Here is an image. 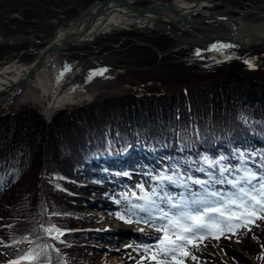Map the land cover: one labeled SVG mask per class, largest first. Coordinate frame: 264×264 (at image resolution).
I'll list each match as a JSON object with an SVG mask.
<instances>
[{
  "label": "trees",
  "instance_id": "obj_1",
  "mask_svg": "<svg viewBox=\"0 0 264 264\" xmlns=\"http://www.w3.org/2000/svg\"><path fill=\"white\" fill-rule=\"evenodd\" d=\"M231 86L210 85L146 95L147 101L130 94L95 99L71 111H57L50 122L30 106L1 112V262L17 259L43 243L59 249V254L51 253L52 264H95L101 258L104 251L92 243L97 234L91 230H70L61 237L64 243L48 239L41 230L52 224L64 232L66 228L82 227L83 220L76 216L80 202L76 192L82 188L74 182V175L95 152L104 158L128 154L130 149L148 155L157 150L158 156L167 161L162 169L143 164L168 173L186 158L198 162L205 156H224L228 158L226 162L236 166L238 154H246L254 147L256 156L246 157L258 165L264 156V83L246 80L232 89ZM231 151L237 153L232 155ZM249 166L255 167L251 163ZM36 169L46 170L37 181L31 177V170ZM40 180L45 185L43 192L39 190ZM67 219L73 222L66 224ZM257 234L258 239H263V234ZM247 238L243 242L249 250L252 243L258 244V240ZM29 240L33 243L29 244ZM75 242L78 244L73 245ZM231 252L238 255V264L243 262L238 258L241 253ZM255 258L253 264H264L258 254Z\"/></svg>",
  "mask_w": 264,
  "mask_h": 264
},
{
  "label": "rangeland",
  "instance_id": "obj_2",
  "mask_svg": "<svg viewBox=\"0 0 264 264\" xmlns=\"http://www.w3.org/2000/svg\"><path fill=\"white\" fill-rule=\"evenodd\" d=\"M95 1L0 0V65L11 62H30L35 55V51L43 46V41L55 29L67 28L70 24L65 23L66 21L69 22L68 20L76 17L83 9ZM132 1L140 6L151 3L150 0ZM261 1L264 0H212L207 1V3L215 2L219 4L220 8H216V4L212 5L211 8L224 11L227 10L226 8L233 7L240 10L242 7L251 4L257 5ZM261 7L258 8L259 11L263 9ZM259 16V14L249 15L248 19L254 20ZM260 19L264 20V16ZM255 21L260 20L256 19ZM168 26L171 28L170 30L167 29V26L164 27V30L162 27L161 30L154 26H144L141 28L133 25L125 28H111L107 32L96 36L92 41L90 40L80 45H72L61 51L59 58H64L65 62L67 61L71 65L86 67L88 73H94L102 69H107V71L104 72L105 75L101 77L94 76L91 79H89L90 74L84 73L85 80L88 82L89 80H93L95 82L92 87L95 88V93L85 98L82 95H79L77 98L74 97L72 102L70 101L56 107L53 114L59 110L71 111L74 108L87 104V102L106 97L112 99L130 94L133 98L142 97V100L147 101L144 99L146 95L172 94L179 90L192 91V89H201L204 86L221 85L220 80L224 79L227 82L223 84H227L229 87V85L233 86L235 84L236 81L234 80L240 74L246 76L244 77L245 81L242 83H245L246 80L264 83V66L256 71H251L250 65L245 61L246 58L243 60L239 58V53L246 54L249 52H244L237 48L229 52L226 51L224 54L209 52L207 53L209 54L208 57H212L208 59L206 58V52H200V55H197V50L190 47H180L171 50L172 47L177 45L178 39L184 42L185 37L195 40L202 31H207L205 34L220 32L222 35H227L228 28L226 25L222 24L221 26L220 24H216L214 26L207 24L203 27L194 26L190 27L192 31L177 24L170 23ZM14 34L29 35L35 42L25 37H16L7 41L2 40ZM175 34H179L178 37H175ZM212 38H201L195 45L200 44L202 41H212ZM249 49L263 51L264 45H252ZM168 50V53L159 55V52H166ZM227 56H233L238 59L234 60L235 62L229 63L227 62ZM233 63L234 65H238L240 74L238 71L227 73V70ZM221 70L225 74H220ZM239 78L241 79L242 77ZM48 80L45 72H40L29 80H26L9 104L0 105V113L15 111L22 106H30L36 108L39 113H42L41 116L45 122H48L49 116L45 113V107L50 94L46 95L43 93V89L38 86L40 83H48ZM232 86L230 89H232ZM129 100L132 99L130 98ZM249 122L253 124L254 119L250 117ZM134 153L135 156L138 154L137 151H134ZM231 153L236 154V152L232 151ZM249 153H251L250 155H254L253 149H250ZM122 159H126V157ZM187 161L188 159H185L182 165L187 164ZM135 162L140 164L138 160H135ZM44 163L45 160H43ZM131 165H133V162ZM199 166L200 163H196L195 167ZM78 170L81 171L80 168ZM139 170L143 176L149 173L143 166ZM45 171L44 169L39 170V172L37 169L31 170V177L37 181L43 177ZM74 177L75 181L79 180L83 183L82 192L75 191L76 195L80 198L76 216H79L83 220V225L80 228H66L65 233L76 229L91 230L98 233L99 239L93 240L92 243L98 244L99 247L106 245V250H104L105 254L101 252L102 256L101 258L98 257L95 264H138L143 255L142 247H139L138 241L134 240L133 237H129L128 233L121 234L117 230L118 227H122L123 229H130L132 227V224L122 222L116 215L118 212H123V205L116 203V201L120 200L123 194L131 193H120L117 191L119 189L115 188L117 193L106 189L107 192L101 194L99 190L102 188L100 189V187L94 185L93 180L86 181L80 178L79 175H74ZM134 177L136 179L139 178V176ZM143 180L145 187L148 186L151 189L154 184L152 180L149 181L145 178ZM64 181L67 182L68 179ZM44 186L40 180L39 190L43 192ZM193 191H199V186H193ZM176 192L172 191L173 194H176ZM41 198L43 199V196ZM41 203L45 205L44 200ZM98 218H102L100 222H96ZM71 222L73 221L67 219L66 224H70ZM258 224L259 227H254L251 232L239 235L238 237L233 236L231 239L221 238L219 241H206V246H202L201 250L195 253L198 257V262H191V264H238V261L228 251H238L239 254L241 253V256L238 258L241 261L243 260V262L239 264L255 263V254H258L259 257L264 255V221H259ZM153 228H151V233L154 239L158 233H155ZM255 232L263 234V239H258V234H255ZM247 237L258 240V244L252 243L250 245V250L246 242H243L248 239ZM237 239H241L242 242H237ZM80 241L82 242L83 240L80 239ZM77 244L78 242H75L73 245ZM12 259L15 260V258ZM262 262L264 263V260Z\"/></svg>",
  "mask_w": 264,
  "mask_h": 264
},
{
  "label": "snow or ice",
  "instance_id": "obj_3",
  "mask_svg": "<svg viewBox=\"0 0 264 264\" xmlns=\"http://www.w3.org/2000/svg\"><path fill=\"white\" fill-rule=\"evenodd\" d=\"M226 47L229 45H213L211 50ZM196 54L200 55L199 50ZM106 71H96L89 79ZM226 161L224 156L203 157L196 171L204 173L207 179L195 178L180 167H173L170 175L164 172L152 177L155 184L150 191L140 184L139 194L125 193L116 201L123 205V212L116 214L118 219L125 223L143 222L158 233L154 243L143 245L138 264L198 262L195 253L206 246V241L231 239L259 227L258 222L264 221V156L258 165L243 152L238 154L236 166ZM193 186H199V191H193ZM169 187L182 191L173 194ZM41 230L48 239L64 243L61 237L65 232L56 225L42 226ZM52 252L59 254V249L50 243L37 244L9 264H52ZM259 258L264 260V255Z\"/></svg>",
  "mask_w": 264,
  "mask_h": 264
},
{
  "label": "bare ground",
  "instance_id": "obj_4",
  "mask_svg": "<svg viewBox=\"0 0 264 264\" xmlns=\"http://www.w3.org/2000/svg\"><path fill=\"white\" fill-rule=\"evenodd\" d=\"M201 4H205L203 0H190L189 3L184 0H175L174 3H172L171 7L175 8L178 11L179 15H188L192 13V10L202 8ZM114 3L107 4L104 8L107 10H113V13L106 14L105 16L95 17L92 22L90 23L89 20H87L88 24V30L84 34L82 32L85 29V19L83 20H77L74 22H70V24L67 28H60L55 31V34L52 37V40L49 39V41L42 47L38 48L35 52L34 57L30 62L27 63H18V62H11L0 65V104H6L3 101L9 100V95L12 94V92L17 88L18 83L25 77L28 70L32 66V64L35 61V58H37L41 53H43L47 47H61L62 42L64 39L70 37V39L74 38L77 34H80L81 36L75 39L74 44L72 45H80L81 43L88 42L91 39H94L96 36L100 35L103 32H106L110 30L111 28H125L130 25L138 26V27H144V26H154L155 28L158 27L161 29V27L164 30V27L167 26V22L163 21H152L150 19H134L125 16L124 14L119 13V11L122 10L123 6H120V9L116 12V9L114 7ZM161 4L159 1H153V4L151 7H157ZM171 14V13H170ZM239 24L234 27V25L231 24L230 21L224 22V25L227 26L228 31L227 35L221 38H214L212 41H202L200 44H197L198 46H203L202 48H209L211 45L215 44L217 46L226 44L225 41L231 43L228 39L235 40L236 38L239 39V41L244 42L247 45H250L251 43L263 41L264 40V21L256 23L253 27L251 24H249L247 21L244 20V18H238ZM178 25H181L183 27H187L185 23H180ZM232 28L231 32L230 29ZM244 28V29H243ZM162 30V29H161ZM83 34V35H82ZM231 34V38L228 36ZM204 37H212L210 35L202 36L198 39V42L201 38ZM225 40V41H224ZM71 45V46H72ZM195 45V44H191ZM45 46V47H44ZM44 47V48H43ZM61 51H51L46 54L47 60L50 58V60L45 64L42 65L40 69H38L31 77L37 75L40 72H45L47 75L48 83L46 84H39L38 86L43 89V93L50 94L49 99L47 100V104L45 107V113L47 116H50L51 113L55 110L56 107L61 106L62 104H66L68 102H72L74 97H78L79 95H82L85 97H89V95L95 93V88H92L95 83L93 80H90L89 82L83 79V73H88L87 68L84 66H74L69 64L67 61L65 62L64 58H59V53ZM105 75V74H103ZM103 75H97L98 77H101ZM31 77L27 78L26 80H29ZM25 80V81H26ZM93 81V82H92ZM4 96V97H3ZM7 98V99H6ZM73 203H76L75 200H73ZM142 226L137 227H131L130 231L131 233L135 232H141ZM119 231H126L123 230L122 227H118ZM145 230V229H144ZM143 230V231H144ZM149 234V233H147ZM136 235H139L136 233ZM151 236V235H150ZM140 242H146V238H140ZM9 254L12 252V250H6ZM4 251V252H6ZM6 255V253H3V255Z\"/></svg>",
  "mask_w": 264,
  "mask_h": 264
},
{
  "label": "water",
  "instance_id": "obj_5",
  "mask_svg": "<svg viewBox=\"0 0 264 264\" xmlns=\"http://www.w3.org/2000/svg\"><path fill=\"white\" fill-rule=\"evenodd\" d=\"M153 1H159V3L161 5L157 6V7L156 6L151 7V5L153 4ZM174 1L175 0H150V2H151L150 4L145 5V6H140V5H136L134 3V1H132V0H96L95 2L90 4L88 7L83 9L76 17L68 20L69 22L66 21L65 23H70V22H74L77 20L85 19L86 20L85 21V29L82 31L85 34L88 30V27H89L88 24H90L95 17L105 16L106 14L108 15V14L113 13V10L110 11V10H107L106 8H104L107 4H109L111 2L116 4V5H114L116 12L120 9V6H123L122 10L119 11V13L124 14L127 17L134 18V19H146L147 18V19H150L152 21L158 20V21L167 22V24L172 23L175 25L176 24L178 25L180 23H185L186 25H198L201 22H205L207 20H212V19H214V20H216V19H219V20H238V18L244 17L245 14H247L249 11L252 10V8H250L247 11H244L243 13H241L239 15H223V14H221L220 16H216L214 14H210V15H206L205 17H201V18H189L187 15L186 16L185 15H179L178 11L175 8L171 7V5H172V3H174ZM87 20H89L90 23H87ZM58 29L59 28L55 29L51 33V35L48 36L43 41V43L46 44L49 41V39L52 40V37L55 34V31ZM167 29L170 30L171 28L167 26ZM80 36H81L80 34H77L72 39H70V37L64 39L61 47H56V48L47 47V49L43 53H41L37 58H35L34 63L30 67V69L28 70L25 77L18 83L17 88L12 92V94L9 95V97H8L9 100H4L3 102L6 104H9L12 101V98L19 91L21 86L25 83V80L27 78L31 77L38 69H40L42 67V65H45L50 60L51 57H49L48 60L46 58L47 53H49L51 51H58L59 52V51H63L65 49H67L69 46L74 44V42H75L74 40ZM16 37H25L26 39H29V40L35 42L34 40H32L30 38L29 35H25V34H14V35L6 37L2 40L7 41L9 39H14ZM230 42L237 43L242 48H247V46H249V45L245 44L244 42L239 41L238 38H236L233 41L230 40ZM256 43H261L264 45V40L251 43V45L256 44ZM177 46H179V44L172 47L171 50L175 49ZM168 52H169V50L166 52H159V55H164L165 53H168ZM233 80H231V81H233ZM239 80H240V78H239V76H237V78L234 81L239 82ZM1 97H0V99H1ZM0 105H2V104H0Z\"/></svg>",
  "mask_w": 264,
  "mask_h": 264
},
{
  "label": "flooded vegetation",
  "instance_id": "obj_6",
  "mask_svg": "<svg viewBox=\"0 0 264 264\" xmlns=\"http://www.w3.org/2000/svg\"><path fill=\"white\" fill-rule=\"evenodd\" d=\"M184 1H187L189 3L190 0H184ZM207 1H212V0H203V2L205 4L204 5L201 4V7L202 8H198V9L192 10L191 16L192 17H203V16L205 17L206 15H210V14H214L216 16H220L221 14H223V15H239V14L243 13L244 11H247L248 9L252 8V10L249 11L247 14H245V16L242 17V18H244V20L247 21L249 24H251V26H253V27H255L254 25L256 23H259V22H263L264 21V20L260 19V18H262L264 16V1H261L257 5L251 4V5H248L246 7H242L240 10L239 9H234V7H233V8H226L227 10H224V11L211 8V6L214 5V4H216V3L215 2L207 3ZM230 6H231V4H230ZM261 6H263V7H261ZM215 7L216 8H220L219 7V4H216ZM260 7L263 8V9L259 11L258 8H260ZM253 14H259L260 16L257 17L256 19H259L260 21H255L256 19H254V20L248 19V16L249 15H253ZM228 21H230L231 24L234 25V27H236V25L239 24V21L238 20H207L205 22L199 23L198 25H188V27H186V29L192 31V29L190 27H194V26H196V27H203V26H205L207 24H212L214 26L216 24H220L222 26V24L224 25V22H228ZM231 29H230V32H231ZM206 32L207 31H202L199 34V37L198 38H200L202 36H206V35H210V36H213V37L217 36V37H219L221 39H223V37H224L220 32H217V33H214V34L213 33L212 34L211 33L210 34H205ZM183 37H185V36H183ZM187 42H189V43H187ZM194 42H195V40H193L191 38H188V37H185V42L184 41L183 42H177V44L178 43H184V44L186 43L187 45H191ZM256 44H257V46L263 45L261 43H256ZM225 45H227V44H225ZM181 48H186V47H181ZM225 49H226L225 52L226 51H230L229 50V47H226ZM218 51H219V53L221 52L220 49ZM248 51H249V53H246V54L239 53L240 57H242L241 60H243V59L246 58V60H245L246 63H248L249 65H251L249 67L251 69V71H256V70H258L260 68H263V66H264V50L263 51H253V50L250 49ZM208 55L209 54L206 55V58L210 59L212 56L211 57H208ZM227 57H228V59H227L228 61L227 62H229V63L235 62L234 60L238 59V58H235L233 56H227ZM231 69H232V72H230ZM237 71H238V65H234V63H233L232 66L227 70V73L228 74L229 73H235ZM223 72L224 71L221 70L220 74H225V72L224 73ZM238 73H239V71H238ZM240 77H242L239 80L240 83H242L243 81H245V78H244V77H246L245 75L240 74ZM224 82H227V80L226 79L220 80V83L221 84H223ZM218 83H219V81H218Z\"/></svg>",
  "mask_w": 264,
  "mask_h": 264
}]
</instances>
